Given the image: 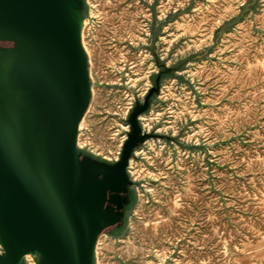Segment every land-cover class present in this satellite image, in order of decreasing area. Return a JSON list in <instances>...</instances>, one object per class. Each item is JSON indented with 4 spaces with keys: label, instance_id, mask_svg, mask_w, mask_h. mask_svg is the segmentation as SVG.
Instances as JSON below:
<instances>
[{
    "label": "rangeland",
    "instance_id": "374dc122",
    "mask_svg": "<svg viewBox=\"0 0 264 264\" xmlns=\"http://www.w3.org/2000/svg\"><path fill=\"white\" fill-rule=\"evenodd\" d=\"M61 1L88 96L76 146L98 177L128 155L93 264H264V0ZM15 59L0 41V154L46 126Z\"/></svg>",
    "mask_w": 264,
    "mask_h": 264
},
{
    "label": "water",
    "instance_id": "95a60500",
    "mask_svg": "<svg viewBox=\"0 0 264 264\" xmlns=\"http://www.w3.org/2000/svg\"><path fill=\"white\" fill-rule=\"evenodd\" d=\"M77 15L61 0H0V41L13 43L15 82L32 89L48 119L26 142L4 133L11 151L0 157V264H19L24 251H39L43 264H93L104 192L121 189L126 150L109 178L95 179L77 161L75 130L88 99ZM66 218L73 223L61 240L51 225Z\"/></svg>",
    "mask_w": 264,
    "mask_h": 264
},
{
    "label": "bare ground",
    "instance_id": "6f19581e",
    "mask_svg": "<svg viewBox=\"0 0 264 264\" xmlns=\"http://www.w3.org/2000/svg\"><path fill=\"white\" fill-rule=\"evenodd\" d=\"M84 22V21H83ZM81 37V36H80ZM91 92V91H90ZM5 107V106H4ZM5 109V108H4ZM13 109H15V108H13ZM2 111V110H1ZM5 112V111H4ZM1 114V113H0ZM3 114V113H2ZM3 116V115H2ZM4 117H5V115H4ZM10 118V117H9ZM4 121V120H3ZM6 121V120H5ZM10 122V121H9ZM2 124V123H1ZM80 127V123H78L77 125H76V128L78 129ZM15 131V130H14ZM18 132V131H17ZM5 133V132H4ZM3 133V135H4V137H7L5 134ZM19 134H21V133H19ZM10 136L14 139V141H16V143L17 144H19V143H21V141L18 139V138H16L14 135H12V134H10ZM23 136V135H22ZM24 139V138H23ZM3 140V139H2ZM7 141H8V139H7ZM9 142V141H8ZM76 143H78V140L76 141ZM76 143H75V145H76ZM11 151V144L9 145V147H6V149H5V152L4 153H2V154H0L1 156L2 155H6V154H8L9 152ZM0 156V157H1ZM73 220H72V218H66V219H60V220H58V221H56V222H53L52 223V225H51V228H52V232L54 233V235L56 236V237H58V238H60L61 240H63L62 238H64L63 237V234L64 233H66V230H67V228L68 227H70V225H71V223H73L72 222ZM4 224H7V222H4ZM16 236H19L18 235V233L16 232V234H15ZM101 235V234H100ZM100 235L97 237V239H96V241H95V244H94V248H93V253H94V257L96 258V246H97V242H98V240H99V237H100ZM13 240L14 239H12L11 241L9 240V242H13ZM13 243H15L14 245H19L18 244V242L17 241H15L14 240V242ZM64 249H65V245L64 244H62V247L60 248V253H61V258H62V262H65V260H64ZM30 254H32V253H30L29 251H24V252H22V257H25V259L28 257H30Z\"/></svg>",
    "mask_w": 264,
    "mask_h": 264
},
{
    "label": "crops",
    "instance_id": "0c3cea01",
    "mask_svg": "<svg viewBox=\"0 0 264 264\" xmlns=\"http://www.w3.org/2000/svg\"><path fill=\"white\" fill-rule=\"evenodd\" d=\"M75 148H76V154H77V161H78V163L81 164V165H83V166H85V167H87L91 171V173L93 174V176L95 177V179L100 180V179H102L104 177H107V178L110 177V170H109L108 174L105 175V176H101V177L96 176V174L92 171V169L86 163H88L87 160H89V161H97V159L93 158L92 155L86 153L85 151L77 148L76 145H75ZM111 167H110V169H111ZM121 189H122V182H121ZM121 189H120V191H121ZM120 191H118V192H120ZM118 192H116V193L110 192V191L104 192V204H105V193L117 194ZM104 204H103V207H104ZM102 210H103V208H102ZM101 217H102V212H101ZM100 224H101V219H100Z\"/></svg>",
    "mask_w": 264,
    "mask_h": 264
},
{
    "label": "flooded vegetation",
    "instance_id": "af4514ba",
    "mask_svg": "<svg viewBox=\"0 0 264 264\" xmlns=\"http://www.w3.org/2000/svg\"><path fill=\"white\" fill-rule=\"evenodd\" d=\"M15 58H16V53H15ZM15 66H16V59H15ZM17 84V83H16ZM17 86L19 87V88H23V89H29V90H31V93H32V89L31 88H26V87H22V86H20L19 84H17ZM32 96H33V93H32ZM33 99H34V96H33ZM34 103H35V109L36 110H38V112L41 114V115H43V117L46 119V126H47V123H48V119H47V116L38 108V106H37V104H36V102H35V100H34ZM45 126V127H46ZM44 127V128H45ZM43 128V129H44ZM42 130V129H41ZM41 130H39V131H41ZM39 131H36V132H39ZM36 132H34V133H36ZM34 133H32V134H34ZM33 254V253H32Z\"/></svg>",
    "mask_w": 264,
    "mask_h": 264
}]
</instances>
